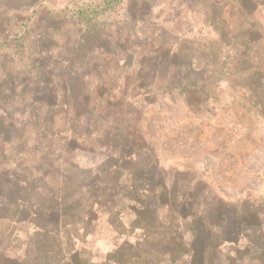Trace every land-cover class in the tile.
<instances>
[{
    "label": "rangeland",
    "instance_id": "374dc122",
    "mask_svg": "<svg viewBox=\"0 0 264 264\" xmlns=\"http://www.w3.org/2000/svg\"><path fill=\"white\" fill-rule=\"evenodd\" d=\"M106 1L0 0V264H264V0Z\"/></svg>",
    "mask_w": 264,
    "mask_h": 264
},
{
    "label": "trees",
    "instance_id": "16d2710c",
    "mask_svg": "<svg viewBox=\"0 0 264 264\" xmlns=\"http://www.w3.org/2000/svg\"><path fill=\"white\" fill-rule=\"evenodd\" d=\"M119 2H120V0H107L104 3L103 7H100L101 8V11H103V12L109 11V10L112 9V7H115ZM97 12L98 11H96L95 8H93V10H91L90 12H87V11H79L78 14H76L77 15V20H78L79 23H82V24H84V25L87 26V25H89L92 22L93 19H95L99 15V13H97ZM136 63H138L136 65V68H141V69L143 68V66L141 65L142 63H140V61H136ZM193 68L194 67L192 65V70H193ZM143 75L145 76V74H143ZM144 76L141 77L139 83L144 82V78H143ZM185 89H187V87ZM188 89H191L192 91H198V89H196V86H193V87L188 86ZM52 94H53V92H48V93H46V96L48 98H50L52 96ZM134 95H135V98L136 99L142 97V94H139L137 92H135ZM131 98H133V97H131ZM124 99L125 98H122V101H124ZM120 104H122V103L117 104L119 106L117 108L118 111L121 108L123 109L124 105H127L129 103H125L123 105H120ZM90 105H91V102H90ZM95 112H96L95 109H93V110L90 111V114L91 115H94ZM94 117H95V121L96 122H98V120H101V118H102V117H98V116L97 117L94 116ZM39 127L38 126H34L35 134L38 135V136L43 137L44 139L47 136H48L47 138H49L48 141H47V147L44 148V152L48 156H50V154H48V152H50L49 144H51L53 141H60V140H62L64 142H66V143H71L72 141H75V139H76V137H73V136L69 137L70 136V131H68V130L56 131V129H55V127L53 125H44V123H40L39 124ZM113 131L114 130H112V128L107 129V132L105 133V135L106 136L108 135L109 137H111L113 139V144L112 145H109V146H111L112 150L115 152L114 158H119L120 159L121 157H123V153H124L125 148L122 145L119 146L118 140L121 137V136H119L120 131H114V132ZM17 134L18 133L16 132V135ZM121 135H122V133H121ZM56 138H58V140H55ZM99 138H101L102 139V142H103V137H99ZM77 139H82V140H85V141H87V140L88 141H91V140L93 141L94 140L97 143H99V145L103 146V148H105V144H101V142L98 139V135H95V133H92V134L90 133V134H88L85 137H81V138L78 137ZM0 165H1V163H0ZM1 176H2V174H0V179H1ZM93 179H94L93 185H96L95 194H97V195H96V197H93L92 198V201H93L92 205L89 203L90 205H89V207H87L88 213L92 212L93 208H97V207L99 208L100 207L96 203H97V200H98V197L97 196L99 194V183H100L101 177L100 176L99 177H96L95 176ZM0 197H1V203H2V205H7L10 201H15L16 200V197L14 195H6V197L3 196V195H0ZM3 197H5V198H3ZM185 201L186 200L183 199V201L181 202L183 206L186 203Z\"/></svg>",
    "mask_w": 264,
    "mask_h": 264
}]
</instances>
